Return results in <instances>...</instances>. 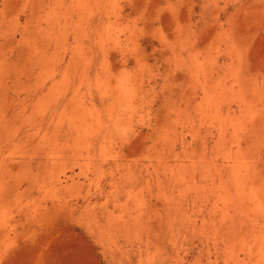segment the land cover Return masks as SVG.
I'll use <instances>...</instances> for the list:
<instances>
[{
  "label": "rangeland",
  "instance_id": "1",
  "mask_svg": "<svg viewBox=\"0 0 264 264\" xmlns=\"http://www.w3.org/2000/svg\"><path fill=\"white\" fill-rule=\"evenodd\" d=\"M0 264H264V0H0Z\"/></svg>",
  "mask_w": 264,
  "mask_h": 264
}]
</instances>
